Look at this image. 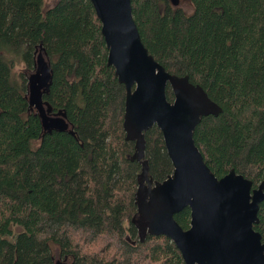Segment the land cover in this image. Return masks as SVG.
<instances>
[{
	"label": "trees",
	"instance_id": "1",
	"mask_svg": "<svg viewBox=\"0 0 264 264\" xmlns=\"http://www.w3.org/2000/svg\"><path fill=\"white\" fill-rule=\"evenodd\" d=\"M131 0L149 53L188 77L222 112L203 117L194 139L219 179L232 170L264 182V0ZM0 0V264H184L165 236L142 230L138 192L174 168L162 132L142 152L124 129L127 91L108 66L102 24L90 0ZM50 64L44 94L69 131H44L30 108L37 52ZM22 60L25 72L13 71ZM168 100L174 92L167 88ZM187 230L191 209L175 215ZM259 224L263 236L264 201ZM21 231L14 233L13 228Z\"/></svg>",
	"mask_w": 264,
	"mask_h": 264
},
{
	"label": "water",
	"instance_id": "2",
	"mask_svg": "<svg viewBox=\"0 0 264 264\" xmlns=\"http://www.w3.org/2000/svg\"><path fill=\"white\" fill-rule=\"evenodd\" d=\"M102 24L108 49V66L125 86L124 129L142 152L144 133L158 127L163 134L174 172L163 182L138 192L142 230L169 238L181 252L184 264H264L259 224L264 182H253L232 170L217 178L196 146L194 133L203 117L218 116L222 109L188 77H177L159 64L145 47L134 19L131 0H90ZM175 7L181 0H170ZM29 105L39 114L45 132L69 131L65 111L53 113L44 102L52 72L42 50L29 76ZM171 86L174 101L167 97ZM147 181V180H146ZM146 191V195H145ZM144 193V196L142 195ZM191 209L185 230L175 215ZM56 264H69L58 260Z\"/></svg>",
	"mask_w": 264,
	"mask_h": 264
},
{
	"label": "rangeland",
	"instance_id": "3",
	"mask_svg": "<svg viewBox=\"0 0 264 264\" xmlns=\"http://www.w3.org/2000/svg\"><path fill=\"white\" fill-rule=\"evenodd\" d=\"M59 0H46V2L44 3V8L48 9L50 7L55 6V4H57ZM182 8L187 14H191L193 12V5L191 4L190 0H181L180 5L174 8ZM26 66L24 64H22L18 69L17 72H25ZM14 229V233L17 234L21 231L20 228H13ZM69 264L71 263V259L68 260Z\"/></svg>",
	"mask_w": 264,
	"mask_h": 264
},
{
	"label": "clouds",
	"instance_id": "4",
	"mask_svg": "<svg viewBox=\"0 0 264 264\" xmlns=\"http://www.w3.org/2000/svg\"><path fill=\"white\" fill-rule=\"evenodd\" d=\"M23 64V61L20 60L13 64V71H16L21 65Z\"/></svg>",
	"mask_w": 264,
	"mask_h": 264
},
{
	"label": "flooded vegetation",
	"instance_id": "5",
	"mask_svg": "<svg viewBox=\"0 0 264 264\" xmlns=\"http://www.w3.org/2000/svg\"><path fill=\"white\" fill-rule=\"evenodd\" d=\"M142 187H144L145 190H146V188L149 187L148 182L145 181V182L143 183ZM142 195L144 196V193H143ZM145 195H146V191H145ZM144 197H145V196H144Z\"/></svg>",
	"mask_w": 264,
	"mask_h": 264
}]
</instances>
